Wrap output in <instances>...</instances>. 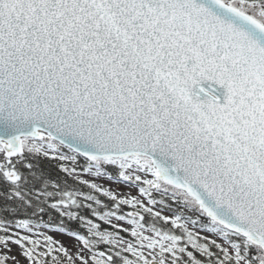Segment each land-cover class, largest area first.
Returning a JSON list of instances; mask_svg holds the SVG:
<instances>
[{
    "label": "snow or ice",
    "instance_id": "snow-or-ice-1",
    "mask_svg": "<svg viewBox=\"0 0 264 264\" xmlns=\"http://www.w3.org/2000/svg\"><path fill=\"white\" fill-rule=\"evenodd\" d=\"M0 202L31 264H76L34 229L81 264H264V0H0Z\"/></svg>",
    "mask_w": 264,
    "mask_h": 264
},
{
    "label": "rangeland",
    "instance_id": "rangeland-1",
    "mask_svg": "<svg viewBox=\"0 0 264 264\" xmlns=\"http://www.w3.org/2000/svg\"><path fill=\"white\" fill-rule=\"evenodd\" d=\"M81 178L85 179V180H89V181H93L94 180L97 184L101 185L103 188L114 191L117 194L118 197L131 198L132 196H136L137 198L144 199L145 203L148 204L147 199L142 197V196H140L139 191H138V189L136 187H132V186H129L127 184H117L116 182H113V181H110V180H107V179L94 178V177L89 176L86 173L82 174ZM149 206H151V205H149ZM126 207L129 208L128 212L134 211V209L131 206H126ZM103 210L104 211H109L110 209L106 208V209H103ZM154 211H161L162 215H166V216L173 215L172 211H169L167 209H162L159 206L155 207ZM96 222L97 223H102L101 221L98 220V218L96 219ZM112 224L118 225L122 229H127L128 230L127 232H125V231H123V232L128 233L129 237L126 238V237H124L122 235H120V237H122L125 242L135 243V239L130 235V231H131V228L133 226L130 225L127 222V220L119 221V220H116L115 218H113L112 219ZM104 226H108V225L102 223V227L103 228H104ZM8 227H9L11 232L19 233L20 235H32L34 239H36V238L40 239L42 245H43V237L42 236L37 237L36 235H34V233L36 231L47 232V234L53 236L54 240L59 242L56 245V247H59L60 244H62L65 247H67L68 250H69V255H71L73 257V259L75 260L76 264H81V261L76 256V253L82 248V244L79 243L78 241H76L75 239H73V238H71V237H69L67 235L59 234V233H57L54 230H47V229H38L37 230V229H34V233H28L26 230L17 228L14 225H8ZM157 227H160V226L157 224ZM189 227L192 228L194 231H200V229L195 227V226L189 225ZM145 234L146 235H152L153 234L150 230H148L147 224L145 225ZM201 235H208V233L201 232ZM220 242H222V241H220ZM9 248L11 249V251H8L7 249H5L3 247V245H0V252H6L10 257L11 256H15L17 258V260L20 261V264H31V262L27 258L23 257L20 246L15 245V244H10ZM44 250L45 249H44L43 246H41L40 248L37 249L38 252H43ZM96 250L97 251L108 252L109 246L108 245H103V244L102 245H98ZM96 250H93V251H96ZM145 251H147V250H145ZM82 254L85 256L86 259L89 260V264H92V261L90 259V256H91L92 253L89 250L84 249ZM52 255H56L58 258L62 256L61 253H53ZM128 255H129V258H132L130 256V254H128ZM7 264H14V262L11 259H9V261H7ZM45 264H52V260L50 258H46L45 259ZM60 264H66V261L61 259L60 260Z\"/></svg>",
    "mask_w": 264,
    "mask_h": 264
},
{
    "label": "trees",
    "instance_id": "trees-1",
    "mask_svg": "<svg viewBox=\"0 0 264 264\" xmlns=\"http://www.w3.org/2000/svg\"><path fill=\"white\" fill-rule=\"evenodd\" d=\"M45 165H51L52 167H55V162H53V161H49V160H44V159L41 158V166L43 167V166H45ZM22 170H24V169H22ZM69 183L72 184L73 181L70 179V180H69ZM77 187L79 188L80 191H83V192H87V191H89L88 188L85 187V186L78 185ZM93 194L98 195V197L102 200V202H103L104 204H109V205H110V199H109V198L104 197L102 194H97V193H93ZM85 203H90V202H85ZM0 206H2V202H0ZM93 206H95V205H93ZM172 206H173V208H175V204H174V203H173ZM108 209H110V208H108ZM128 210H129V208H127L126 206H122V211H123V212L127 213ZM84 211L87 212V209H85ZM130 212H131V211H130ZM172 212H173V211H172ZM3 215H4L3 213H0V218H2ZM88 215H89V217H91V214H90V213H88ZM8 218L11 220V219H13V216L9 215ZM14 218L18 220V219H26V218H29V217L25 216L24 214H19V215H16ZM145 220L148 221V222H151V218L148 217L147 214H145ZM157 224H158L160 227H165V228L168 227V226L164 225L162 222H159V223H157ZM104 227H107V226H104ZM85 234H86V233H85ZM0 235H3V233L0 232Z\"/></svg>",
    "mask_w": 264,
    "mask_h": 264
},
{
    "label": "bare ground",
    "instance_id": "bare-ground-1",
    "mask_svg": "<svg viewBox=\"0 0 264 264\" xmlns=\"http://www.w3.org/2000/svg\"><path fill=\"white\" fill-rule=\"evenodd\" d=\"M104 228H106L108 231H115V229H113V228H111V227H109V226L104 227ZM120 235H122V236H124V237H126V238L129 237V234H128V233H125V232H123V231L120 232Z\"/></svg>",
    "mask_w": 264,
    "mask_h": 264
}]
</instances>
